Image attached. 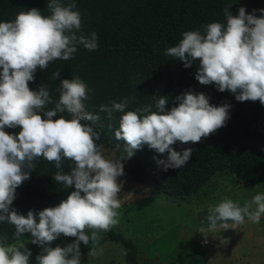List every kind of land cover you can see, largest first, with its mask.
<instances>
[{"label": "clouds", "instance_id": "clouds-1", "mask_svg": "<svg viewBox=\"0 0 264 264\" xmlns=\"http://www.w3.org/2000/svg\"><path fill=\"white\" fill-rule=\"evenodd\" d=\"M76 8L74 0L66 4L48 0L49 15L33 8L20 11L12 21L0 22V222L13 225L16 237L31 234V243L43 249L36 257L37 264H81V242L86 246L91 243L88 256H95L98 232L119 223L123 161L147 145L159 154L167 153V160L157 161L165 171L182 168L193 149L178 152L172 146L178 141L199 143L226 126L231 107L212 105L205 94L193 91L176 97L178 106L170 111L166 110L168 98L160 96L152 98L154 105L129 111L127 99L101 105L99 111L109 119L114 112L122 113L115 138L124 141L126 157L105 155L102 145L96 143L100 134L95 122L101 117L85 111L89 88L80 77L60 82L59 99L51 110H45L53 103L49 85L41 84L37 91L29 88L38 69H47L56 60L73 59L77 45L89 51L98 49L95 32L90 37L77 35L82 17ZM224 14L226 25L212 22L203 33L186 31L165 55L182 61L186 68L198 61L195 78L201 85L215 84L218 91L233 93L238 102L264 105V9L248 14L240 7L238 15H233L226 7ZM59 76L57 69L51 79ZM65 112L70 119L63 115L53 119ZM5 128L20 131L9 134ZM41 157L55 164V182L75 190L58 206L39 211L38 217L31 210L25 216L11 206L16 190L30 179L35 161ZM65 159L74 165L69 173L62 170ZM207 211L208 227L198 229L205 243L209 232L236 230L245 217L258 224L264 215V192L245 200L243 206L225 198ZM61 234L76 238L75 242L51 247ZM31 256L23 244L0 241V264H29Z\"/></svg>", "mask_w": 264, "mask_h": 264}, {"label": "trees", "instance_id": "trees-1", "mask_svg": "<svg viewBox=\"0 0 264 264\" xmlns=\"http://www.w3.org/2000/svg\"><path fill=\"white\" fill-rule=\"evenodd\" d=\"M69 3L73 0H62ZM76 10L81 13L82 28L77 35L98 37V49L89 51L77 45L74 58L68 61L56 60L44 70L38 69L34 81L29 82L30 90L37 91L41 84L49 85L53 100L45 110L54 108L59 99L60 82L63 79L80 77L89 88V98L84 101L85 111L99 115L95 130L100 134L96 141L113 151L119 159L124 153V141L115 138L122 113L114 112L109 119L100 112L101 105L112 101H129L126 111L154 105L153 97H166V110L178 106L176 97L188 91L203 93L210 104L230 105L226 126L220 128L199 143L182 144L172 147L182 152L193 149L188 163L179 169L164 170L157 161L167 160V153L159 154L145 145L135 151L130 159L123 161L122 181L132 184L150 183L152 192L165 197L186 199L197 194L219 173L235 175L238 180L253 176L264 184V105L259 101L238 102L230 91L220 92L215 84L201 85L195 78L199 62L186 68L182 61L165 55L166 49L177 46L186 31H201L212 22L226 25L224 9L238 15L240 7L248 14L264 9V0H74ZM48 0H0V22L12 21L23 10L39 9L44 15ZM257 17L261 16L259 11ZM60 70L58 79L51 77ZM2 71V69H0ZM134 98V99H133ZM153 110H155L153 108ZM42 118L47 119L40 113ZM66 119L67 112L58 113ZM9 134L18 135L20 129L5 128ZM65 159L62 170L69 173L73 167ZM57 172L54 163L42 157L35 161L30 179L17 190L12 208L27 215L31 210L37 214L45 208L58 206L59 188L63 185L54 181ZM101 243L110 241L123 246L127 264H139L140 250L133 241L117 233L113 227L104 231ZM30 233L16 237L15 228L7 222H0V241L7 244L25 242ZM89 250L81 252L86 254Z\"/></svg>", "mask_w": 264, "mask_h": 264}, {"label": "rangeland", "instance_id": "rangeland-1", "mask_svg": "<svg viewBox=\"0 0 264 264\" xmlns=\"http://www.w3.org/2000/svg\"><path fill=\"white\" fill-rule=\"evenodd\" d=\"M105 155L114 156L110 148ZM122 199L119 223L114 226L117 233L133 241L140 250L139 264H264V215L258 224L245 217V223L236 230L209 232L207 243L198 229L208 227V207L215 206L225 198L243 206L258 192H264V184L253 176L238 180L235 175L219 173L197 194L186 199H169L152 192L150 183L132 184L119 179ZM259 186V187H258ZM73 188H59V202L66 200ZM230 225L232 221L228 222ZM91 233L89 232V235ZM100 246L105 233L98 232ZM74 237L63 234L51 243V247H66L75 242ZM225 240L221 243V240ZM23 244L32 252L29 264H37L36 257L42 247L31 243V237ZM92 247L81 242L80 251ZM89 248V249H88ZM84 255V254H82ZM126 251L122 245L107 242L95 256L81 259V264H127Z\"/></svg>", "mask_w": 264, "mask_h": 264}, {"label": "crops", "instance_id": "crops-1", "mask_svg": "<svg viewBox=\"0 0 264 264\" xmlns=\"http://www.w3.org/2000/svg\"><path fill=\"white\" fill-rule=\"evenodd\" d=\"M104 237H105V236H104ZM103 239H104V238H103ZM107 242H109V241H106V242L100 243V246L97 248V251H98L99 248H102V247L104 248V246L107 244ZM88 249H89V248H88ZM89 250H90V249H89ZM88 253H89V251H88L86 254L82 255L81 259L87 257V256H88Z\"/></svg>", "mask_w": 264, "mask_h": 264}]
</instances>
